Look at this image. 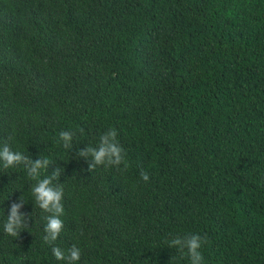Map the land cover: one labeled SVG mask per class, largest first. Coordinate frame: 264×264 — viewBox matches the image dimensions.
I'll use <instances>...</instances> for the list:
<instances>
[{
    "label": "trees",
    "instance_id": "obj_1",
    "mask_svg": "<svg viewBox=\"0 0 264 264\" xmlns=\"http://www.w3.org/2000/svg\"><path fill=\"white\" fill-rule=\"evenodd\" d=\"M109 128L128 167L89 171L78 152ZM5 143L48 158L41 179L63 169L64 227L45 244L36 181L0 167V264L72 245L76 264H190L168 247L186 234L204 264H264V0H0Z\"/></svg>",
    "mask_w": 264,
    "mask_h": 264
},
{
    "label": "clouds",
    "instance_id": "obj_2",
    "mask_svg": "<svg viewBox=\"0 0 264 264\" xmlns=\"http://www.w3.org/2000/svg\"><path fill=\"white\" fill-rule=\"evenodd\" d=\"M83 132V129H80ZM74 134L69 131H61L59 133L60 141L66 149L72 147ZM118 132L114 128H109L99 138L96 146L89 145L86 149L78 152V157H84L89 160L88 170L93 171L97 167H116L121 164L125 168L128 167L125 159V150L120 145ZM51 161L44 158L32 160L29 156L20 151H13L8 144L0 145V167L9 169L12 167L26 165L27 175L36 183L31 188L32 196L35 204L49 215L46 217V225L44 228L45 235L42 237L43 242L47 245H54L57 241L64 225L60 218L64 214L63 185L54 183L59 181V175L63 169H56L49 176L40 178L41 171L47 170ZM140 178L144 182H148L149 175L145 171L140 172ZM26 203L23 197L19 198V202L12 203L7 220L3 225L4 232L10 236L18 237L22 229L28 227L27 216L20 212L22 205ZM206 238L199 234H186L185 236H176L168 242L169 248H175L182 256L187 255L190 264H204V257L200 251ZM52 254L58 261L64 264H76L80 260L81 251L76 245H72L67 250L58 246L52 247Z\"/></svg>",
    "mask_w": 264,
    "mask_h": 264
}]
</instances>
